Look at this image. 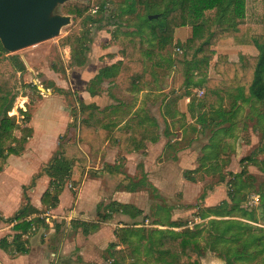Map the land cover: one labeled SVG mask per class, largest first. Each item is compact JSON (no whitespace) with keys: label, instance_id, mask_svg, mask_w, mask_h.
I'll use <instances>...</instances> for the list:
<instances>
[{"label":"crops","instance_id":"1","mask_svg":"<svg viewBox=\"0 0 264 264\" xmlns=\"http://www.w3.org/2000/svg\"><path fill=\"white\" fill-rule=\"evenodd\" d=\"M216 17L215 11H209L205 13L204 20L207 24H213L217 22ZM113 29L112 32H107L109 39L101 46L100 53L96 48L92 49L93 54H97L95 64L91 48L88 50L84 64L78 66H87L82 72V86L72 94H76L83 104L93 105L98 109L99 116L95 121L98 128L114 132L125 128L130 120H133L134 131L156 138V141H147L144 143V149L129 152L122 151L117 145L106 141L104 153L94 156L90 162L89 146L78 142V123L74 119L72 122L71 107L67 99L60 93L50 91L42 96L45 100L60 101L63 115L61 119H53L51 114L48 115L49 111L44 109L47 113L41 118L37 112L38 104H41L38 100L25 126L29 135L23 136L22 128L14 131L17 139L27 140L20 153L9 156L0 170V242L11 244L19 237L23 242L29 239V246L25 242L27 254H10L5 252L0 244V264H63L65 259L76 261L77 257H80L84 264H89L101 260L100 254L108 249L110 244L118 243L115 231L120 228L174 229L169 227V223L177 222L176 217L181 214L179 209L174 211L175 215H170L167 210H160V216L169 219V223L150 226L141 224L142 217L156 219L157 213H152L149 206L142 207L138 196L150 193L164 197L170 192L177 196L182 193L185 195L188 186L196 189L203 182L198 181L199 178H195V175L202 174L204 179L215 177L217 171L211 170L210 165L211 161L217 159L210 160L213 156H209V146H215L213 142L218 144L216 132L225 126L216 122L217 115L222 113L220 109L225 111L228 99H231L232 106L236 102V109L242 106L248 109L252 104L250 102L254 100L242 102L243 99L239 98V92L236 90L215 92L216 102L211 108H207L201 98L196 96L198 90L204 89L193 86L200 82L195 72L190 73L191 85L185 87L184 77L174 72L172 62L175 59V46L183 45L191 38V26L176 29L171 49L159 51L155 58H147L135 50L129 59L131 64L123 61V48L128 39L138 37L146 50L157 49L156 40L147 28L137 29L133 26L122 29L113 26ZM100 30L102 29L96 31ZM263 34L264 0H245L244 19L237 20L235 29L220 36L211 50L216 56H226L230 63H242L247 58L259 55L253 43V36ZM118 62L123 63L117 80L108 78L100 84L92 83L101 69ZM214 62L215 60L209 65L208 78L218 80L220 76L213 70ZM144 73L150 74L149 83L145 85L144 90L130 91L128 82L137 81L139 75ZM183 91L190 94L174 105L168 103L173 94ZM247 103L250 105H245ZM223 113L227 118L228 109ZM211 131L213 132L206 135V132ZM201 138L206 139L205 145L202 146L203 149H197L195 145ZM225 141L228 143V139ZM60 143L76 145L87 158V164L79 186L72 190L67 184L58 197V204L50 207L41 203V197L49 190L48 169L52 165V159L60 151ZM71 163L73 166L74 161ZM221 190V186L209 190L205 198L206 204L209 205V200H213V195ZM118 205L130 208L122 211ZM204 207L211 206L204 204ZM22 212H27L26 216L16 218ZM45 214L53 217V226H47L48 232L43 234L45 244H40V231L43 229L41 224L44 223L40 216ZM37 218L40 223L32 224L26 233L14 230L20 222ZM9 219L12 220L8 221ZM71 222H99L100 225L96 233L86 235L81 228L76 231L68 230ZM32 227L37 231V235L29 238ZM56 227L60 229L56 231ZM59 231L58 248L47 250V241ZM116 248L122 249L121 246Z\"/></svg>","mask_w":264,"mask_h":264},{"label":"trees","instance_id":"2","mask_svg":"<svg viewBox=\"0 0 264 264\" xmlns=\"http://www.w3.org/2000/svg\"><path fill=\"white\" fill-rule=\"evenodd\" d=\"M100 13L107 10V0H98ZM89 6L72 2L62 7L64 15L72 16L74 23L82 21L88 27L96 26L101 29L100 20L93 19L88 14ZM215 11L217 22L207 24L204 20L205 13ZM157 15L156 19L149 20L148 16ZM245 16V0H123L119 3L117 11L112 18L116 20L126 17L128 22H134L133 26L137 29L147 28L151 36L157 42V49L146 50L143 48L138 37L130 38L124 46L126 64H131L130 56L135 50L140 54L150 58L157 56L159 51L171 49V42L174 31L181 27L191 26L192 36L185 44L176 45L174 52V72L184 77L185 87H189L190 73L195 72L200 79L198 84L193 85L196 88H203L201 100L205 107L211 108L216 102L215 92H226L236 90L241 94L243 101L254 99L257 102H264V34L253 36L254 46L258 49L257 57L247 58L242 63H230L226 56L217 55L211 50L215 41L222 35L234 30L237 20H243ZM133 19V20H132ZM132 20V21H131ZM226 23H225V22ZM116 21L109 23V26H116ZM132 26V23H130ZM139 31H137L138 33ZM87 33V43L91 42V30ZM91 33V34H90ZM90 39V40H89ZM84 44L79 48V63L76 66L84 64L85 57L89 49ZM3 51L2 48H0ZM74 51V50H73ZM214 62L213 70L220 76V79L208 78V70L211 62ZM123 63V62H122ZM122 63L101 69L92 80L93 84H100L104 79L111 78L117 80V75L122 67ZM21 67L22 63L19 64ZM13 76L0 75V170L4 167L6 159L11 155H18L26 143V138L17 139L14 131L19 123L15 116H9L16 98L12 87ZM150 74L139 75L137 81H129V90L140 92L144 90L145 85L149 83ZM32 85V84H31ZM33 86V85H32ZM34 87V86H33ZM36 89V88H35ZM49 89V88H46ZM37 90V89H36ZM40 95V92L37 90ZM62 95L66 94L63 90L56 89ZM189 92L183 91L173 94L168 103L174 105ZM78 103V142L86 144L90 149V162L94 156L104 153V145L109 141L112 145H117L122 151H140L144 149V143L147 141H156V138L145 136L140 132L134 131L133 120L125 128L117 131H108L96 126L95 121L99 116L98 109L93 105ZM19 115L27 124L29 117L26 112L19 110ZM61 139V138H60ZM71 151V154H70ZM257 154H264V146H260L247 157L240 160V164L251 161ZM72 161L74 164L72 166ZM52 165L48 169L50 177L49 190L41 197V203L45 206L55 207L58 204V197L63 188L69 184L72 190L79 186L81 177L84 173L87 158L78 150L76 145L60 143V151L52 159ZM211 170L213 167H211ZM126 179V178H124ZM191 180V179H190ZM191 181H197L192 179ZM199 181V180H198ZM232 189L236 188V182H230ZM222 183L219 182L218 186ZM122 211H126L127 206L118 205ZM208 215L219 217L222 215L221 206L208 207L205 210ZM30 212V211H29ZM27 212H22L16 218H24ZM101 214H99L100 216ZM9 219L8 221H11ZM40 223V220L22 221L14 227L15 231L26 233L32 224ZM97 223H76L71 222L68 230L76 231L81 228L86 235L94 234L99 230ZM171 228H184L183 224L178 222L169 223ZM60 227H56L58 231ZM196 229H183L182 232H156L144 228L126 227L115 231L117 244H110L108 249L110 264H125L134 259L135 249L133 247L134 239L139 244L144 243V247L151 254L155 264H201L203 255V246L196 238ZM5 252L13 254H27L28 249L25 242L16 237L11 244L1 243ZM121 246L122 249H117ZM63 264H76L70 258L65 259Z\"/></svg>","mask_w":264,"mask_h":264},{"label":"rangeland","instance_id":"3","mask_svg":"<svg viewBox=\"0 0 264 264\" xmlns=\"http://www.w3.org/2000/svg\"><path fill=\"white\" fill-rule=\"evenodd\" d=\"M122 1L107 0V10L103 13H100L99 10L92 13L93 9L99 7L98 0L77 1L89 6L87 15L100 20L102 29L100 31H96L97 25L88 27L82 21L74 23L72 16H70V23L62 27L59 35L52 39L13 53L0 49V75L13 76L12 87L16 96L9 116L12 115L17 118L19 123L17 128H22L23 136L29 135V131L25 129L26 121L22 120L19 110H25L23 112H26L27 117H30V113L38 100L41 101V104H38L37 112L41 118L45 117L48 111V115L51 114L53 119H61L63 115V107L60 101H56V99L45 100L37 92V86L35 89L31 85L32 82L35 85L36 79H38L41 88H49L51 93H55L56 89L66 92L63 96L71 107L72 122L74 119L78 123V103L76 104V101L80 102V100L72 92L81 88L82 72L87 67L78 68L75 65L80 61L79 48L82 43L86 46L85 48H91V56H94L93 62L95 64L97 54H93L92 49L96 48L97 52H101L99 51L101 46L109 39L107 32L110 33L114 30L113 26L108 25L109 23L116 21L118 23L116 27L119 26L122 29L133 27L134 22H128L126 17L121 18V20H116V17L112 18ZM64 5L57 6L52 15H64L62 13ZM90 30L93 34L91 35L92 43H87L86 32ZM0 48H2L1 44ZM20 63H22V67L19 65ZM237 95L239 98L241 97L240 93ZM196 96L197 98L202 97L198 93ZM43 101L44 103H42ZM230 101L231 99H228V104L225 106L228 109V117L226 118L223 113L226 112V109L223 111L221 108L220 112L222 113L216 118L217 123L225 125L221 131L216 132V140L219 139L218 144L213 142L212 144L216 145L209 146L211 150L209 156H213L210 160L217 159V161H211L212 170L217 171L216 176L204 179L202 174L195 175V178H199V181L203 182L196 189L188 186L185 195L182 193L177 196L170 192L164 197L154 196L150 193L138 196V202L142 207L149 206L152 213H157L156 219H150L146 216L140 219V223L149 226L169 223V219L160 216V210L164 209L170 215H175L176 212L174 211L179 209L181 214L176 217V221L183 224L184 228L164 229L163 227H156L157 229H151L158 233L161 232L160 230H166L162 231L164 233H179L183 229H196V238L204 249L201 264H264V154H257L251 161L240 164V160L256 150L260 143L264 146V102L252 100L251 102L248 101L252 103L251 105L245 104L250 105L248 109L243 108V106L236 109V102L232 106ZM226 128L228 130L225 131ZM72 129L73 127H71ZM212 132H206V135ZM202 135H204L203 132ZM226 139H228V143H226ZM205 140V138H201L195 147L197 149L204 147ZM220 160L221 162H219ZM200 169L202 168L200 167ZM232 180L236 182L235 189L230 186ZM219 182L222 183V190L213 195V200H209L210 204L207 205L205 198L208 191L218 186ZM208 197L211 198V196ZM204 204L211 207L221 206L222 215L219 217L208 215L205 211L208 207H204ZM150 213L148 212V214ZM146 219L148 220L147 223L145 222ZM41 225L43 229L38 230L41 232L39 243L45 244L43 234H47L48 227L44 223ZM36 232V230L30 232L29 238L36 236ZM28 240L25 239V242L29 246ZM59 240L60 231L47 241L46 249L56 250ZM135 240L136 238L133 244L134 259L125 264H155L151 254L144 247V243L139 244ZM109 253H111L110 249H105L99 256L101 260L92 261L89 264H110ZM75 263L84 264L80 257L76 258Z\"/></svg>","mask_w":264,"mask_h":264},{"label":"water","instance_id":"4","mask_svg":"<svg viewBox=\"0 0 264 264\" xmlns=\"http://www.w3.org/2000/svg\"><path fill=\"white\" fill-rule=\"evenodd\" d=\"M81 0H0V44L6 52L36 45L59 35L71 21L68 15H52L55 8ZM157 15L148 16L149 20Z\"/></svg>","mask_w":264,"mask_h":264},{"label":"built area","instance_id":"5","mask_svg":"<svg viewBox=\"0 0 264 264\" xmlns=\"http://www.w3.org/2000/svg\"><path fill=\"white\" fill-rule=\"evenodd\" d=\"M96 11H97V9H93L92 10V13H96ZM176 51H178L179 52V49H177ZM35 88H36V86H37V90L40 92V96H44V95H46L50 90L49 89H46V88H41V85H40V83H39V81H38V79H36L35 80V85H34V82H32L31 83ZM47 93H46V92ZM198 94H200V95H203V91H199L198 92ZM70 187V186H69ZM40 218L43 220V222L47 225V226H49V227H52L53 226V222H52V220H53V217H51L50 215H42V216H40ZM15 223V222H14ZM33 231H35V228H33L32 227V229H31V231L30 232H33Z\"/></svg>","mask_w":264,"mask_h":264},{"label":"bare ground","instance_id":"6","mask_svg":"<svg viewBox=\"0 0 264 264\" xmlns=\"http://www.w3.org/2000/svg\"><path fill=\"white\" fill-rule=\"evenodd\" d=\"M97 29V28H96Z\"/></svg>","mask_w":264,"mask_h":264}]
</instances>
